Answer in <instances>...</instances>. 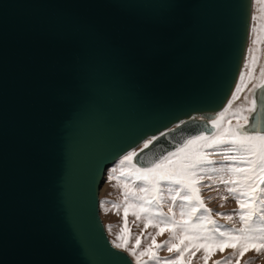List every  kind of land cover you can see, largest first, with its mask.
Listing matches in <instances>:
<instances>
[{
	"label": "water",
	"instance_id": "water-1",
	"mask_svg": "<svg viewBox=\"0 0 264 264\" xmlns=\"http://www.w3.org/2000/svg\"><path fill=\"white\" fill-rule=\"evenodd\" d=\"M252 3L0 0V264H134L100 216L105 173L224 107ZM198 131L161 137L145 158Z\"/></svg>",
	"mask_w": 264,
	"mask_h": 264
},
{
	"label": "snow or ice",
	"instance_id": "snow-or-ice-1",
	"mask_svg": "<svg viewBox=\"0 0 264 264\" xmlns=\"http://www.w3.org/2000/svg\"><path fill=\"white\" fill-rule=\"evenodd\" d=\"M257 5L261 6V18L264 19V0H255ZM257 17L253 16L252 20H256ZM260 31H264V26H258L253 24L250 31L257 32V28ZM261 42L259 34L256 35L253 43L259 44ZM251 52V49L249 50ZM258 62V58L253 55L251 63ZM261 75L264 77V68L261 69ZM264 90V83L258 85ZM242 87H246L243 83V76H241V84L236 86L235 93H233V99L239 97L236 93L241 92ZM232 101L228 102V107L219 112L214 118L205 117H189L187 121L180 120L176 123L175 127H170L166 131L159 132L158 135H153L151 138H145L141 143L142 147L138 150H130L126 155L119 160L117 168L112 169L111 179L120 180L122 178H129L133 181H142L144 187H140L139 191L153 193V200L155 206L159 207L161 200L163 199L164 189H168L172 194L170 200L174 203L176 198L179 197L181 201H187L189 206L185 211V205H181L180 217L181 221H176L175 215L165 219L170 220L181 233L182 236L177 237L176 231L172 232L174 238H180L183 247L168 244V251H175L178 255L168 258L159 257L156 252L152 250V245L155 244V238L152 239L147 249L137 253V248L140 245V237H135V245L131 248L128 247L127 237L125 233L130 234L128 229V201L131 196L136 198V193L132 192L127 183L123 184L124 188V219L123 226L121 227L118 240L121 242H113L117 248H124L136 259V264H148L147 261H141V257L147 255L149 260L155 261L156 264H183L182 258L189 248L195 249L190 252L191 256L195 255V252L200 251L203 248L204 255L202 259L207 260L209 258V252L219 250L224 251L226 247L235 250L233 255L238 253L237 264H239V258L243 257L245 252L254 250L257 254L264 252V112L258 115H253L251 126H248L249 117L244 116V123H237L235 127L229 126L227 130L223 129L221 122L226 117V114L231 107ZM251 107L248 109L251 113L257 112V103L255 99L251 100ZM260 107L264 109V96L261 97ZM197 121L200 124H197ZM188 124H192L199 129L198 134L186 136L180 143L173 141V151H168L166 154L157 157L156 159H146V150H150L152 146H155L160 141L161 137L168 139L172 133L177 131H183L184 127ZM202 125V127H201ZM211 128L213 131L209 132ZM235 146V150L242 151L246 155L254 157V159L247 160L245 163L249 165L247 170L239 169L236 167H229L227 171L231 172L235 176L239 172H244V180L238 186L235 179H225L221 176L218 180H214L209 172H216L217 169L209 168L214 163L210 157L213 155L209 149H221L222 146ZM225 151L231 150V147L224 149ZM226 160H235L236 157L225 155ZM135 160V162H133ZM223 171V170H219ZM119 175H116V173ZM206 180L204 184L209 191L212 190L213 185L224 184L228 185V193L235 196L239 203V209L233 210L238 212L239 219L244 224V227L239 229H225L221 231L220 227H214L207 229L203 227V224L197 226L196 231L189 236L188 225L186 221H183L184 216L192 217L196 213L201 215L196 218L203 222L207 220L209 224H216L215 220L211 219V209H209L204 199L201 197V181ZM175 185L173 190L170 186ZM150 186V187H149ZM222 200L227 199L226 196L221 195ZM139 211L133 213L137 219H140V212H144L146 218H151L156 213L152 211L153 201H147L143 197H140ZM208 199H213L209 196ZM148 204L149 207H144ZM223 206V205H221ZM121 205L113 204L112 209L119 211ZM109 209V210H112ZM171 211V209L169 210ZM159 215H163L162 213ZM217 215H227V219L231 220L232 215L225 213H217ZM254 217H258L259 226L254 223ZM164 219L158 221L155 227H160V224L164 223ZM148 224H145L147 227ZM164 229H161L162 234ZM187 240L188 243H183ZM158 249L162 245L155 244ZM229 261L231 258H227ZM215 264H224L222 261H215Z\"/></svg>",
	"mask_w": 264,
	"mask_h": 264
},
{
	"label": "rangeland",
	"instance_id": "rangeland-1",
	"mask_svg": "<svg viewBox=\"0 0 264 264\" xmlns=\"http://www.w3.org/2000/svg\"><path fill=\"white\" fill-rule=\"evenodd\" d=\"M256 16V20H252V17ZM255 24L258 26H264V19L261 18V6L255 3L253 0V7H252V16H251V26ZM259 34L261 42L259 44L253 43L256 35ZM253 43V44H252ZM249 45V48H248ZM251 47V52L249 51ZM251 54V55H250ZM255 55L258 58V62L251 63L252 57ZM264 68V31H260V28H257V32H249V40L247 44V50L245 54V59L243 62V66L241 69V75L239 76L238 82L236 84H241V76H243V83L246 87H242L241 92L236 93L239 97L238 99H233V93H235L236 86L233 90V93L230 97L229 101H232L231 107L229 108L226 117L221 122L223 129L227 130L229 126L235 127L237 123H244L243 117L252 114L248 111L251 107V100L255 99V93L260 88L258 85L264 83V77L261 75V69ZM256 100V99H255ZM228 102L224 108L228 107ZM224 108L221 110L223 111ZM220 111V112H221ZM205 118H214L215 116L210 115L209 117ZM213 130H210L211 132ZM151 138V137H149ZM142 147V143L138 145L136 148L132 150H138ZM231 147V150L225 151L224 149H228ZM208 151L212 152L213 155L210 157L211 160L214 161L209 168L217 169L218 171L212 173V178L214 180H218L221 176L225 179H235L237 181V185L239 186L241 182L244 180V172H239L235 176L227 169L229 167H236L239 169L247 170L249 165L245 163L247 160L254 159V157L246 155L242 151L235 150V146H222L221 149H209ZM127 154V153H126ZM124 154V155H126ZM123 155V156H124ZM225 155H230L236 157L235 160H226L224 159ZM122 156V157H123ZM120 157L116 160L106 171L105 176L103 178V182L101 185L100 191V216L102 222L105 226L107 235L113 243L114 241L119 243L121 242L118 240V235L120 234L121 227L123 226V219H124V188L122 187L123 184L127 183L129 188L132 192L136 193V198L133 199L131 196L129 197L128 201V229L130 230L129 233H125L127 237L128 247L131 248L135 245V237L139 235L140 237V245L137 248V253L140 251H144L147 247L152 244L153 237L155 238V244L162 245L160 248H156L155 244L152 245V250L156 252V254L161 258H168L171 259L172 257L178 255L175 251L169 252L168 251V244H165V241H168L170 244L183 247L180 238H174L172 235L173 231H176L177 237L183 235L180 230L171 223L170 220L165 219L166 217H170L173 214L175 215L176 221H181L180 211L181 205H185V211L189 206L187 201H181L179 197L176 198L175 202L173 203L170 200L171 192L168 189H164L163 191V199L160 202L159 207L155 206V202L153 200V193L151 190L148 192H141L139 191L140 187H144V183L142 181L136 180L134 183L131 179L125 177L120 180H113L111 179L112 169L117 168L119 165V160L122 159ZM135 162V160L133 161ZM223 170V171H219ZM116 175H119L117 172ZM207 183L206 180L201 181V192L200 195L204 199L205 205L211 209V219L216 221V224H209L207 220L201 222L196 217L201 215V213H196V215L189 217L184 216L183 221L187 222L188 225V235L191 236L197 229V226L203 224L204 228L212 229L214 227H220L221 231L225 229H232L236 228L239 229L244 227V224L239 219L238 212H234L233 210L239 209V203L235 196L228 193L227 188L228 185L218 184L213 185L211 191H209L204 184ZM150 187V186H149ZM173 190L175 189V185L170 186ZM260 187H264V185H260ZM221 195L226 196L227 199L222 200L220 197ZM211 196L213 199H208ZM140 197H143L147 201H153L152 203V211L157 215L152 216L151 218H146L144 212H140V219H136L135 215H132L134 212L139 211L140 208ZM113 204L121 205L119 211L112 209ZM223 205V206H221ZM144 207H149L148 204H145ZM112 209V210H109ZM171 209V211H169ZM132 213V214H131ZM163 215H159V214ZM217 213H225L228 215H232V219L228 220L227 215H217ZM133 216H131V215ZM144 216V217H143ZM132 217V218H131ZM164 219V223L160 224V227H155V225ZM143 221V222H142ZM148 224L145 227V224ZM254 223L259 226L258 217H254ZM161 229H164L162 234L160 233ZM183 243H188L187 240H184ZM116 247V246H115ZM117 248V247H116ZM120 250L125 251L133 260L134 264H136V259L134 256L130 254L124 248H118ZM195 251V249L189 248L188 251L185 252L184 257L182 258L183 264H205V260L202 259L204 255L203 248L200 251L195 252L194 256L190 255V252ZM235 252L234 249L226 247L223 252L219 250L210 251L209 258L207 260V264H215V261H222L224 264H237V257L238 253L234 256L233 253ZM227 258H231L229 261ZM141 261H147L148 264H156L155 261L149 260L148 256H142ZM239 264H264V252L257 254L254 250H250L245 252L243 257L239 258Z\"/></svg>",
	"mask_w": 264,
	"mask_h": 264
},
{
	"label": "bare ground",
	"instance_id": "bare-ground-1",
	"mask_svg": "<svg viewBox=\"0 0 264 264\" xmlns=\"http://www.w3.org/2000/svg\"><path fill=\"white\" fill-rule=\"evenodd\" d=\"M252 7H253V3H252ZM251 16H252V14H251ZM250 25H251V24H250ZM249 32H250V30H249ZM248 40H249V38H248ZM247 44H248V42H247ZM252 44H253V43H252ZM248 48H249V45H248ZM250 49H251V47H250ZM246 50H247V48H246ZM245 54H246V52H245ZM250 55H251V54H250ZM244 59H245V56H244ZM243 62H244V60H243ZM242 66H243V65H242ZM241 69H242V68H241ZM240 73H241V72H240ZM241 74H242V73H241ZM241 74H239V76H240ZM238 79H239V77H238ZM237 82H238V80H237ZM236 84H237V83H236ZM235 86H236V85H235ZM232 93H233V92H232ZM231 95H232V94H231ZM258 95H259V89H258V90L256 91V93H255V99H256V103H257V108H258V106H259V104H260ZM230 97H231V96H230ZM229 99H230V98H229ZM229 99H228V100H229ZM227 102H228V101H227ZM227 102H226V104H227ZM226 104H225V105H226ZM225 105H224V107H225ZM224 107H223V108H224ZM223 108H222V109H223ZM222 109H221V110H222ZM221 110H219L218 112H214V113H212L211 115L216 116ZM252 115H253V113H252V114L250 115V117H249V123H248V125L250 124V121H251ZM193 117H204V115H203V114H200V115L198 114V115H194ZM185 121H186V120H185ZM175 125H176V124L172 125L171 127H175ZM169 128H170V127H169ZM167 129H168V128H167ZM167 129H165V130H163V131H166ZM208 131H210V130H208ZM157 135H158V134H157ZM149 137H152V136H149ZM149 137H148V138H149ZM140 144H141V143H140ZM140 144H138V145H140ZM138 145H137V146H138ZM137 146H136V147H137ZM136 147H135V148H136ZM133 149H134V148H133ZM131 150H132V149H131ZM129 151H130V150H129ZM172 151H173V150H172ZM126 153H127V152H126ZM126 153H125V154H126ZM123 155H124V154H123ZM123 155H122V156H123ZM122 156H121V157H122ZM100 191H101V189H100ZM100 191H99V198H100ZM99 208H100V200H99ZM131 214H132V213H131ZM131 214H130V215H131ZM132 215H133V214H132ZM132 215H131V216H132ZM140 215H141V214H140ZM132 217H133V216H132ZM132 217H131V218H132ZM143 217H144V216H143ZM136 219H137V218H136ZM142 222H143V221H142Z\"/></svg>",
	"mask_w": 264,
	"mask_h": 264
}]
</instances>
